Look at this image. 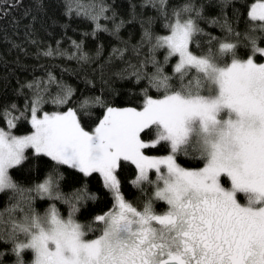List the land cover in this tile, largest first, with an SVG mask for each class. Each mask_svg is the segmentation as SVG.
Wrapping results in <instances>:
<instances>
[{"label":"trees","instance_id":"trees-1","mask_svg":"<svg viewBox=\"0 0 264 264\" xmlns=\"http://www.w3.org/2000/svg\"><path fill=\"white\" fill-rule=\"evenodd\" d=\"M255 1L0 0V129L28 134L33 111L70 110L74 133L87 139L108 107L140 108L150 98L171 94L210 95L205 71L175 68L176 54L165 39L170 26L189 19L188 48L212 66L249 57L260 62L264 18L250 16ZM156 127L140 129V137L155 139ZM174 147L181 167L205 162V152L187 137L173 145L159 136L143 151L164 155ZM7 176L0 189V264L31 263L28 225L49 207L60 217L71 215L87 238L102 233L116 207L113 190L138 210L149 205L161 213L168 207L152 198L126 158L117 163L112 187L96 170L81 171L26 145Z\"/></svg>","mask_w":264,"mask_h":264},{"label":"rangeland","instance_id":"rangeland-1","mask_svg":"<svg viewBox=\"0 0 264 264\" xmlns=\"http://www.w3.org/2000/svg\"><path fill=\"white\" fill-rule=\"evenodd\" d=\"M249 14L264 18V0L253 2ZM170 27L165 39L169 51L176 54L175 68L194 65L205 71L210 95L171 94L150 98L140 108L108 107L87 139L74 133L76 121L70 110L33 111L28 134L10 135L0 129V189L9 182L8 166L18 162L23 148L30 145L81 171H98L109 186L115 183L119 159H129L152 198L168 206L161 213L149 205L138 210L124 204L113 190L116 207L103 223L102 233L93 238L84 237L71 215L60 217L49 207L28 225L27 242L34 252L30 264L95 263L89 252L105 237L109 244L108 235L119 231L118 237L136 239L138 247L147 238V228L159 240L165 233L171 237L177 230L172 232L163 223L178 227L185 220L191 227L214 208L222 217L228 214L236 224H244L264 247V59L257 62L249 57L212 66L188 48L193 28L189 19L178 18ZM152 123H157L156 137H166L173 145L185 137L192 140L205 152V162L197 168L181 167L173 156L175 147L164 155L145 153L143 146L156 137L143 140L139 130ZM124 255L120 261L127 263Z\"/></svg>","mask_w":264,"mask_h":264},{"label":"flooded vegetation","instance_id":"flooded-vegetation-1","mask_svg":"<svg viewBox=\"0 0 264 264\" xmlns=\"http://www.w3.org/2000/svg\"><path fill=\"white\" fill-rule=\"evenodd\" d=\"M226 215L228 214L224 216ZM224 216L222 217L214 208L196 219L198 223L190 225L191 227L188 221L186 225L184 224L185 220L178 222V227H173V222H170L168 226H163L171 231L176 229L177 234L169 237L171 234L165 233L160 240L151 233L150 228H147V238L139 244L142 247H136V239L118 237V231L115 236L108 235L109 244L105 237L99 247L91 248L89 256L93 254L92 260H95V263L89 262L90 264H158L160 260L168 259L175 264H264V247H261L258 239L252 238L244 224H236L229 215ZM135 233L133 231L131 237ZM153 244L154 248H152ZM107 248L108 252H106ZM123 254L128 259L127 263L120 261Z\"/></svg>","mask_w":264,"mask_h":264},{"label":"water","instance_id":"water-1","mask_svg":"<svg viewBox=\"0 0 264 264\" xmlns=\"http://www.w3.org/2000/svg\"><path fill=\"white\" fill-rule=\"evenodd\" d=\"M158 264H175L173 261L168 259H162Z\"/></svg>","mask_w":264,"mask_h":264}]
</instances>
